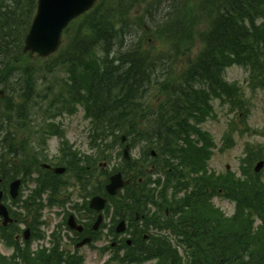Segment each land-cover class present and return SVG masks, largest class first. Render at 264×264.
<instances>
[{"label":"trees","instance_id":"16d2710c","mask_svg":"<svg viewBox=\"0 0 264 264\" xmlns=\"http://www.w3.org/2000/svg\"><path fill=\"white\" fill-rule=\"evenodd\" d=\"M187 1L99 0L81 16L85 24L70 40L68 35L65 46L49 63H42L23 55L21 49L36 0H0V82L7 78L17 83L30 74L40 78L54 66H64L67 77L62 80V95L76 92V101L84 102L87 116L93 119L97 137L108 133L119 141V134L125 133L155 148L157 154L150 157L149 163L161 174L154 179V186L133 179L134 183L118 193L115 209L138 211L146 223L166 228L181 245L183 255L170 235L163 233L152 246L125 255L128 261L154 258L152 264H264L262 188L251 181L239 183L231 174L225 180L207 174L208 148L191 138L195 133L208 135H203L197 125L212 109L213 98H218L221 105L235 106L239 88L224 78L225 67H243L252 86L264 77V0H222L216 6L194 0L190 7ZM202 19L206 23L194 28L200 35V47L195 56L187 55L192 43L183 45L182 37L176 40L173 36L184 34ZM145 27L151 31L149 35L154 33L170 46L168 52L161 49L167 55H149L142 49L144 39L151 40L145 37ZM97 46H101V54L93 55ZM177 59L182 61L180 67L175 64ZM159 65L165 74L157 83L154 96L158 100L153 102L149 89ZM4 108L0 134L7 137L0 136V173L11 176L15 173L5 166L14 157L6 161L5 155L14 152L20 157L24 152L14 144L15 135L10 132L14 118L9 121L7 105ZM243 109L248 111V107ZM144 153L146 157L151 155L147 147ZM137 159L123 161L115 168L127 177L145 179L148 174L141 167L143 161ZM94 165L89 170L88 165H81L79 178H92ZM147 179L153 181L149 175ZM103 181L82 188L99 191ZM64 184L60 179L43 177L32 193L34 208L26 210L27 201H23L24 218L29 217L31 229L39 224L42 202L36 203L38 196L48 187L56 196ZM220 191L235 202V211L229 217L210 201ZM54 197L50 195L49 203L56 202ZM254 216L262 221L255 229L251 224ZM16 227V223L0 225L2 237L15 246L10 257L0 254V264H79L73 256L63 257L57 249L31 256L27 243L21 246L14 241Z\"/></svg>","mask_w":264,"mask_h":264},{"label":"rangeland","instance_id":"374dc122","mask_svg":"<svg viewBox=\"0 0 264 264\" xmlns=\"http://www.w3.org/2000/svg\"><path fill=\"white\" fill-rule=\"evenodd\" d=\"M192 1L194 0L187 1L189 2L187 5L188 7H190V2ZM215 1L216 0H205V3L207 5H212ZM205 23L206 19H202L199 23L191 25V27L183 34L180 43L183 45L192 43L190 50L185 54L194 56L197 52L200 47L198 42L200 35L194 32V28L197 26H203ZM84 24L79 20L71 25L66 33V36L70 34L69 40ZM150 38L151 40L149 39V43L153 45L145 43L144 45L149 48V55H156V51L157 49H160L159 46L163 45V41L156 36H151ZM11 40L12 39H9V41ZM10 48H13V46L10 45ZM101 50V47L97 46L93 55H98L97 52H101ZM94 59L95 57L93 56L91 60ZM175 63L178 66L182 65L180 59H177ZM16 66L21 67L19 64ZM55 69L56 71L52 74L55 75L56 78L66 79V75L63 73V67H56ZM164 74V70H161V65H159L158 70L154 73L153 82L149 89L150 97H152L151 100L153 102L158 100L157 97L154 96V91L157 87V83L162 80ZM33 77L34 74H31L28 76L27 80H24L26 88L24 96L14 98L10 101L13 104L12 110L17 124L14 126V130L17 133L14 137V144L20 145L18 146L19 149L24 152L22 156L16 157L14 161L23 164L32 162L38 158L41 159L40 161H46L47 163L50 162L52 165H64L65 163L68 164L69 160H61L64 158V154L68 150L76 160H79L80 166H90L95 164L94 177L91 178L88 186L86 185V180L79 178L78 164H75L76 166L73 165L70 171L65 172L62 176H55V179L69 180V184L67 183L66 185H63L61 189L64 192L62 198L65 199L66 205L72 207L73 204H77L76 201L83 203L87 198L89 199L91 197L87 196L88 189H83L84 187L96 185L99 179L104 180L107 173L110 170H114L113 168L115 165L122 164L124 143L123 145L120 144L118 140H115L114 137L110 136L108 133L105 134L103 138L97 137L95 128L91 126L90 120L84 117L82 109L78 106L71 104L69 110L61 111L60 108H65L67 106L66 102H72L69 96L62 100H59L62 95L57 98L50 94L45 96V99L38 98L37 100H31L26 98L27 94L33 93L34 88L42 92L44 95H47L46 92H43L44 85L49 84L50 87L56 86V82L52 83L54 78L50 73H46L43 80L36 79L35 85H33ZM48 77H51V80H47ZM224 77L229 83H235L239 88L238 97L234 106L235 108H229L228 105H220L217 100L213 101L214 114L208 117L202 125V127L209 131L211 135H199L196 137V140H192V142H196L197 145H206L209 154L205 164L215 173L217 179L225 180V177L228 174H236V177H238L242 168L247 175L246 184H250V181L252 180L254 185L259 187L261 180L264 181V166L259 173H255L253 168L256 164L255 160L264 153V77H261V81L257 83L255 90L251 87H247L246 72L243 67L234 64L228 66L224 71ZM47 90L48 89H46V91ZM58 90L59 89H55L52 92ZM55 101H60V103ZM23 102L25 104H23ZM244 106H249V110L245 111L243 109ZM18 109H22V111L18 113ZM19 115L22 116L21 120L17 119ZM55 121H58L60 125H56ZM21 125L24 129H21ZM51 129H55L57 133H55V135L52 134ZM60 139H62V142ZM89 139H93L94 141L90 142ZM128 141L131 144L129 151L130 159L138 158L137 160L139 161L142 159V167H150V156L146 157L144 153L147 142L138 141L137 139H133L132 136L129 137ZM62 152L63 154H61ZM6 156H8V154H6ZM13 157L14 155L9 156V158ZM103 163H105L104 167H102ZM253 173L258 177L256 178ZM157 175L158 172L153 173L152 178ZM0 176H2V173H0ZM74 176H76V178ZM147 178L148 175L145 179L147 180ZM36 181H38L37 176L33 173L30 176V180L21 185V196L17 203L12 199L8 200V195H6L4 201H2L7 204L8 200L12 212L20 218L17 227L15 228L19 229L21 231L20 233L23 231L22 228L25 229L28 227L26 225H28L29 217L24 218L25 213L19 209V204L20 201H24L26 198L30 197V189L36 187ZM43 197L44 196H41L39 200H36V203L42 201ZM30 199L31 204L29 205L32 209L36 204L34 203L33 198L30 197ZM210 199L215 206L221 209L223 215H229L235 210V202L229 200L228 197L224 195L223 191H220L219 195H212ZM260 210H262V208H260ZM17 212H20L21 215ZM41 220H43L44 223L32 228L29 241L22 242L21 239L17 245H26L27 243L30 251H36L40 249V245L58 241V250L63 247L73 249L72 245L65 241L61 235V232L65 231L63 226H61L62 229H60V232L56 236L49 235L55 222L60 220L58 215L54 218L52 214H48L46 220ZM258 222L259 221L256 223ZM146 229L150 230L151 228ZM127 234H129V232H127ZM55 237L56 240H54ZM108 241H110V236H108V232L104 229L102 232V238L98 239L95 244L97 246L100 245L101 247ZM11 250V243L6 242V240L0 237V251L5 253L3 255L7 256L6 254H9ZM79 253L84 255V264H102L104 260L108 258L107 256L112 253V250H95L94 247L86 245L79 249ZM121 253L119 252L120 255ZM36 255V252L34 254L31 253V256L36 257ZM73 257L78 261L79 258L77 254ZM154 262L155 260L152 259L141 264H150ZM19 264L25 263L22 261ZM29 264H31V262H29ZM46 264H50V262L46 261ZM108 264L135 263L122 260L119 257L118 259H113Z\"/></svg>","mask_w":264,"mask_h":264},{"label":"water","instance_id":"95a60500","mask_svg":"<svg viewBox=\"0 0 264 264\" xmlns=\"http://www.w3.org/2000/svg\"><path fill=\"white\" fill-rule=\"evenodd\" d=\"M37 13L34 17L31 29L26 37L25 48H29L33 55L45 54L53 51L59 44L62 28L74 16L88 9L93 5L95 0H38ZM3 91L0 90V96ZM125 137L123 136V139ZM128 147L124 150L127 156ZM263 162H259L256 169H259ZM55 172L62 171L63 168H53ZM128 183V180H123L120 173H116L110 177V182L107 184V189L111 194H114L118 188ZM19 181L15 180L10 184L11 194L15 196ZM1 197V191H0ZM104 198L95 196L91 200V206L98 210L105 203ZM0 214L3 216V223L10 221L7 210L0 203ZM123 229V226L119 230Z\"/></svg>","mask_w":264,"mask_h":264},{"label":"bare ground","instance_id":"6f19581e","mask_svg":"<svg viewBox=\"0 0 264 264\" xmlns=\"http://www.w3.org/2000/svg\"><path fill=\"white\" fill-rule=\"evenodd\" d=\"M182 36H183V34H181V35H176V36H173V37H174V39L178 40V39H180Z\"/></svg>","mask_w":264,"mask_h":264},{"label":"flooded vegetation","instance_id":"af4514ba","mask_svg":"<svg viewBox=\"0 0 264 264\" xmlns=\"http://www.w3.org/2000/svg\"><path fill=\"white\" fill-rule=\"evenodd\" d=\"M120 239H121V238H120V237H118V242H120Z\"/></svg>","mask_w":264,"mask_h":264}]
</instances>
